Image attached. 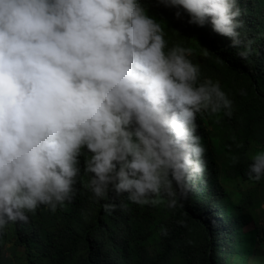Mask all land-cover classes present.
<instances>
[{
    "label": "clouds",
    "instance_id": "9594fccd",
    "mask_svg": "<svg viewBox=\"0 0 264 264\" xmlns=\"http://www.w3.org/2000/svg\"><path fill=\"white\" fill-rule=\"evenodd\" d=\"M157 2L175 8L177 19L183 10L190 25H210L240 49L237 0ZM250 45L237 55L246 59ZM190 54L180 44L166 49L161 24L143 0H0V250L6 257L14 229L76 202L80 165L85 187L101 204L114 193L122 208L163 201L172 208L187 196L206 173L204 154L214 153L210 139L201 143L197 114L232 115L219 82L200 81ZM225 163L240 171L234 188L241 195L264 183V151ZM210 179L215 198L226 175ZM211 215L198 214L219 230L218 215ZM256 215L244 233L264 229V204ZM146 251L144 259L156 253L154 246Z\"/></svg>",
    "mask_w": 264,
    "mask_h": 264
},
{
    "label": "trees",
    "instance_id": "16d2710c",
    "mask_svg": "<svg viewBox=\"0 0 264 264\" xmlns=\"http://www.w3.org/2000/svg\"><path fill=\"white\" fill-rule=\"evenodd\" d=\"M143 2L161 24L166 49L175 44L189 48L177 36L187 31L194 34L182 35L186 41L193 38L205 45L202 55L190 54L188 59L199 65L200 81L219 82L232 101V115L225 116L223 110L214 115L198 113L197 133L204 146L209 139L219 140L225 153L204 154L205 175L194 181L187 196L172 208L166 201L122 208L114 193L101 204L85 187L88 176L80 165L77 177H81L82 186L79 189L76 182L72 195L76 202L64 212H42L33 217L29 227L14 229L11 255L6 257L0 250V264H264V229L243 232L264 204V183L251 194H242L247 205L240 190L234 188L240 171L220 167L223 159L244 160L264 151V0H237L242 21L240 49L229 47L228 38L214 33L210 25L188 24L183 10L177 19L175 8H166L157 0ZM247 41H251L250 54L242 59L237 51ZM232 146L237 153L230 151ZM221 171L227 182L213 198L217 183L210 176ZM246 181L253 185L248 176ZM105 204L112 207L106 211ZM202 210L218 215L213 223L219 230H212L198 216ZM149 246H154L156 253L144 259Z\"/></svg>",
    "mask_w": 264,
    "mask_h": 264
},
{
    "label": "rangeland",
    "instance_id": "374dc122",
    "mask_svg": "<svg viewBox=\"0 0 264 264\" xmlns=\"http://www.w3.org/2000/svg\"><path fill=\"white\" fill-rule=\"evenodd\" d=\"M194 32H191V31H187L186 33L182 34V35H186V36H193ZM181 34H177V36H180L184 43L187 44L189 46V49H191V55H202L203 51H202V48H205V45L203 43H199L197 42L195 39L193 38H189L187 41L185 40V38L182 36ZM179 38L178 42H181V39ZM202 40H205V41H208L209 39H202ZM202 47V48H201ZM211 145L213 147V150H214V153L215 154H222L224 152V149L223 147L221 146V144L219 143V140H214V141H211ZM228 160L226 159H223V162L220 164L221 168L225 169L228 167V163H225L227 162ZM205 214V211L201 214V215H204ZM261 223L264 225V220H261ZM251 229V227H245V232H248L249 230Z\"/></svg>",
    "mask_w": 264,
    "mask_h": 264
},
{
    "label": "bare ground",
    "instance_id": "6f19581e",
    "mask_svg": "<svg viewBox=\"0 0 264 264\" xmlns=\"http://www.w3.org/2000/svg\"><path fill=\"white\" fill-rule=\"evenodd\" d=\"M12 241V240H11ZM32 255H34L33 253H32ZM3 264V263H2Z\"/></svg>",
    "mask_w": 264,
    "mask_h": 264
}]
</instances>
